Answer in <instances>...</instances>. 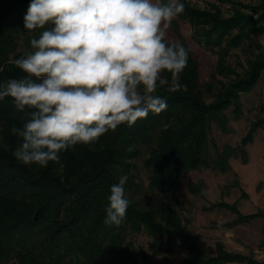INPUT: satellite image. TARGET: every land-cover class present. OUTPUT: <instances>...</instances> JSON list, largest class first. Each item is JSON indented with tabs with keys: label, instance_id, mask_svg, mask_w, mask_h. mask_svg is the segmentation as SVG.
Here are the masks:
<instances>
[{
	"label": "trees",
	"instance_id": "trees-1",
	"mask_svg": "<svg viewBox=\"0 0 264 264\" xmlns=\"http://www.w3.org/2000/svg\"><path fill=\"white\" fill-rule=\"evenodd\" d=\"M30 2L0 0V82L23 75L13 61L31 51L30 38L38 35L24 28ZM181 2L184 12L171 28L175 41L189 51V61L178 77L180 90H158L167 102L159 114L150 112L131 127L122 124L98 142L77 145L62 152L58 162L39 167L24 165L13 155L21 140L11 128L22 127L31 110L18 112L10 99L0 101V264H155L152 254L162 248L164 263L176 264L170 260L175 243L186 250L177 264H264L251 255L228 251L222 243L215 244L214 255L201 249L183 221L185 207L179 192L181 176L189 171L205 168L225 173L231 171V157L246 162L245 147L264 125V118L254 120L239 145L224 144L219 149L212 141L214 152L209 150L212 124L227 131L225 111L240 114V94L250 91L264 72V47L252 38L253 33L264 32V0L250 9L256 17L240 10L223 17L224 3L247 10L237 0H213L203 8L189 0ZM179 22H187L194 41L217 54L207 82L200 80L198 57L181 34ZM244 41L258 52L246 64L231 65L226 60L230 50ZM140 156L150 196L139 199L131 194L139 188L132 169ZM121 177L126 180L129 207L119 227L109 226L104 221L110 186ZM202 187L201 182L190 185L205 199ZM241 197L247 194L242 191ZM205 208L227 209L236 215L220 227L264 218V211L241 213L237 202L219 201ZM141 232L150 237V252L128 238Z\"/></svg>",
	"mask_w": 264,
	"mask_h": 264
},
{
	"label": "clouds",
	"instance_id": "clouds-1",
	"mask_svg": "<svg viewBox=\"0 0 264 264\" xmlns=\"http://www.w3.org/2000/svg\"><path fill=\"white\" fill-rule=\"evenodd\" d=\"M184 8L181 0H31L24 28L38 35L13 61L23 75L0 82V101L31 110L11 128L21 140L15 159L47 167L62 152L165 110L158 90H180L189 61L185 46L168 40ZM125 182L110 186L109 226L126 216Z\"/></svg>",
	"mask_w": 264,
	"mask_h": 264
},
{
	"label": "rangeland",
	"instance_id": "rangeland-1",
	"mask_svg": "<svg viewBox=\"0 0 264 264\" xmlns=\"http://www.w3.org/2000/svg\"><path fill=\"white\" fill-rule=\"evenodd\" d=\"M198 7H206L213 0H189ZM248 6L247 10L235 4H221L222 16L228 17L234 10L248 12L256 17L258 14L252 11L259 0H237ZM181 34L188 40L189 46L198 57L200 80L202 83L210 80V73L214 69L217 54L210 49L198 44L193 39V28L187 22H179ZM252 38L256 43L264 47V32L253 33ZM177 37L172 28L168 31V40H176ZM258 49L253 46L247 47V41L230 50L227 62L235 65L237 61L246 64V61L257 53ZM241 70L240 67H236ZM241 113L235 114L230 109L226 110L227 131H222L215 123L212 124L208 133V147L214 152L212 141L219 149L224 144L231 146L239 145L241 138L250 128L251 122L264 118V72L255 86L248 92L240 94ZM247 161L243 162L240 157H231L229 164L231 171L221 173L212 169H197L189 171L181 176L180 196L184 202L182 212L186 228L197 238L201 249L208 254H215V244L222 243L226 250L251 255L258 262L264 263V218H255L245 223L230 227H220V223L235 220L236 215L227 209L205 208L210 204L223 201L226 203L237 202L238 210L243 214L264 211V125L258 127L252 141L245 147ZM136 167L132 169L135 181L139 188L131 195L135 198L149 197L147 170L143 166V156L134 160ZM201 182L206 193L205 199L195 194L190 185ZM244 191L247 197H241ZM135 246L147 249L150 237L144 232L130 234L128 237ZM164 248L152 254L155 264H165L163 256ZM186 254V250L178 243L173 245L170 260L178 263ZM142 261V260H141ZM245 264V263H233Z\"/></svg>",
	"mask_w": 264,
	"mask_h": 264
},
{
	"label": "crops",
	"instance_id": "crops-1",
	"mask_svg": "<svg viewBox=\"0 0 264 264\" xmlns=\"http://www.w3.org/2000/svg\"><path fill=\"white\" fill-rule=\"evenodd\" d=\"M231 264H233V263H231Z\"/></svg>",
	"mask_w": 264,
	"mask_h": 264
}]
</instances>
